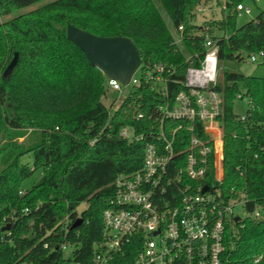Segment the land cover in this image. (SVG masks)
Here are the masks:
<instances>
[{"label": "trees", "instance_id": "16d2710c", "mask_svg": "<svg viewBox=\"0 0 264 264\" xmlns=\"http://www.w3.org/2000/svg\"><path fill=\"white\" fill-rule=\"evenodd\" d=\"M43 1L0 0V184L14 176L9 193H0V232L7 220L11 233L0 241V264H93L105 237L103 213L113 197L114 180L120 173L138 170L143 160L144 145L128 144L117 134L126 125L147 122L132 121L128 101L109 120L103 103L107 79L67 39V26L99 37L129 38L143 64L175 65L180 77L189 64L175 50L164 14L174 31L183 27L188 53L204 58L203 39L190 37L199 31L196 8L205 1L55 0L14 17ZM246 1H227V8L231 11ZM238 20L228 13L214 25L221 32L215 39L218 68L223 70L218 90L224 100L219 122L225 178L220 189L227 197L243 195L246 211L252 214L259 208L262 215L247 217L230 236L225 264H251L258 255L264 264V77L224 70L225 63L264 54V10L242 26ZM16 53L18 61L8 72ZM259 64L264 68V56ZM140 93L145 94L144 102L153 100L144 88L134 96ZM246 99L250 104L242 119L234 113V103ZM151 107L145 108L147 113ZM25 157L32 163H25ZM38 171L40 181L21 195L23 183ZM84 203L88 207L79 213ZM66 220L67 232L60 225ZM64 242L75 246L71 255L59 251ZM136 252L128 247L113 264H131Z\"/></svg>", "mask_w": 264, "mask_h": 264}, {"label": "built area", "instance_id": "2783aa9c", "mask_svg": "<svg viewBox=\"0 0 264 264\" xmlns=\"http://www.w3.org/2000/svg\"><path fill=\"white\" fill-rule=\"evenodd\" d=\"M223 9L240 18L252 14L244 4L229 11L227 1ZM204 10L201 5L196 13ZM215 37L207 30L191 35L190 39H203L206 53L201 58L199 53H188L183 27L175 31L172 44L189 64L183 76H177L175 65L142 62L126 85L106 78L107 92H128L114 111L115 102L110 105L109 120L128 101L132 121L147 123L126 125L117 134L128 144L142 143L143 160L138 170L120 173L114 180V194L103 213L105 237L98 244L93 264H113L130 246L137 250L131 264H225L230 236L239 225L243 227L247 217L260 219L259 208L252 214L246 211L243 195L227 197L220 189L225 178L224 134L219 122L224 100L218 90ZM263 56L262 52L252 54L249 60L259 63ZM176 87L179 91L172 97ZM140 88L149 91L153 100L144 102V93L134 96ZM209 178L214 183L209 184ZM238 207L245 209L246 218L237 215ZM7 225L10 222L5 220L3 228ZM60 225L67 232L69 222ZM10 235V230L1 231L0 241ZM58 249L65 255L71 251V255L75 246L64 242ZM262 261L263 256L258 255L251 264Z\"/></svg>", "mask_w": 264, "mask_h": 264}, {"label": "rangeland", "instance_id": "374dc122", "mask_svg": "<svg viewBox=\"0 0 264 264\" xmlns=\"http://www.w3.org/2000/svg\"><path fill=\"white\" fill-rule=\"evenodd\" d=\"M51 1H55V0H46L43 2H40L34 6L25 8L23 10H21L19 13H17L16 15H14V17H16L17 15L20 14H25L28 12H31L43 5L48 4ZM204 12L202 13H197L196 15V19H195V25L199 27V31H213L214 34L216 36H220L221 32H219L218 29L214 28V25L220 21H222L223 19H225V16L227 15L225 13L224 5H225V1H230V0H204ZM244 5L246 7H249L252 11V14L250 16H245V17H238V24L239 26L244 25L245 23L255 19L257 17V15L264 10V0H247ZM234 9L231 10V12H233ZM236 15V14H235ZM164 17L166 19V22L169 26V28L171 29V31L173 32V34H175V31L173 30L171 23L168 19V17L164 14ZM7 19H2L1 22H4ZM246 58V60L244 62H240V63H225L224 64V70L227 72H236V73H240L243 74L245 76H252V77H264V68L262 66H260L259 63H252L249 60L248 55L244 56ZM223 70L219 71V77L222 78L223 76ZM139 76V75H138ZM127 91L123 92V93H115L111 90H109L107 92V96L106 98L103 100V103L105 104V106L107 108L110 107V105L115 102V105L113 107V111L118 108L122 102L126 99L127 97ZM248 103L245 100H237L234 103V113L239 115V116H245L248 110ZM39 143V139H36L34 141V144H38ZM23 161L25 163H32V159L30 157H25L23 159ZM12 175H9L7 180L5 181V183L0 184V193H3V195H7L9 193V186L11 185V182L13 180ZM42 178V172L38 171L36 172L32 177H30L27 181H25L21 187V191L26 192V191H30L35 185H37V183L40 181V179ZM88 207L87 203L82 204L79 208H78V212L81 213L83 210H85ZM237 215H240L242 218H246L247 213L245 211V209L243 207H238L237 208ZM71 251L67 252V255L70 253Z\"/></svg>", "mask_w": 264, "mask_h": 264}, {"label": "water", "instance_id": "95a60500", "mask_svg": "<svg viewBox=\"0 0 264 264\" xmlns=\"http://www.w3.org/2000/svg\"><path fill=\"white\" fill-rule=\"evenodd\" d=\"M66 34L67 39L82 51L92 67L102 72L106 78L119 81L122 85H126L131 80L142 64L140 51L129 38L99 37L71 24H68ZM17 61L18 54L16 53L8 72ZM207 190L208 187H205L204 191ZM81 223L82 220H79L75 227ZM8 230H10V225L2 228L1 231Z\"/></svg>", "mask_w": 264, "mask_h": 264}]
</instances>
